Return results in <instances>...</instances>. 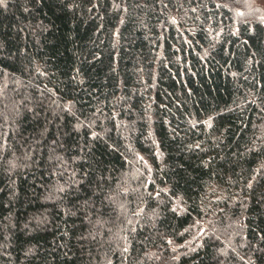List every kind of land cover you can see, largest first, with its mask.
<instances>
[{
  "label": "trees",
  "instance_id": "trees-1",
  "mask_svg": "<svg viewBox=\"0 0 264 264\" xmlns=\"http://www.w3.org/2000/svg\"><path fill=\"white\" fill-rule=\"evenodd\" d=\"M246 3L0 0V264H264Z\"/></svg>",
  "mask_w": 264,
  "mask_h": 264
},
{
  "label": "rangeland",
  "instance_id": "rangeland-1",
  "mask_svg": "<svg viewBox=\"0 0 264 264\" xmlns=\"http://www.w3.org/2000/svg\"><path fill=\"white\" fill-rule=\"evenodd\" d=\"M246 9L256 10L259 13L258 15L264 19V0H248Z\"/></svg>",
  "mask_w": 264,
  "mask_h": 264
}]
</instances>
